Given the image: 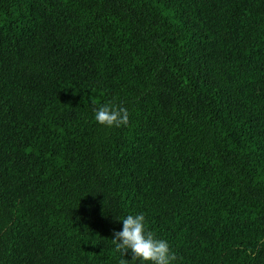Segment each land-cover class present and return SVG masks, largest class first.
I'll return each mask as SVG.
<instances>
[{"label":"trees","instance_id":"16d2710c","mask_svg":"<svg viewBox=\"0 0 264 264\" xmlns=\"http://www.w3.org/2000/svg\"><path fill=\"white\" fill-rule=\"evenodd\" d=\"M138 214L173 264H264V0H0V264H142Z\"/></svg>","mask_w":264,"mask_h":264},{"label":"clouds","instance_id":"9594fccd","mask_svg":"<svg viewBox=\"0 0 264 264\" xmlns=\"http://www.w3.org/2000/svg\"><path fill=\"white\" fill-rule=\"evenodd\" d=\"M95 120L105 127H120L129 123L127 108H117L105 104L96 110ZM121 231L114 232L112 243L115 250L124 257L131 252L132 261L139 260L142 264H173L177 260L167 241L157 239L151 231L145 229V217L142 214L128 215L122 220ZM120 264H129L122 259Z\"/></svg>","mask_w":264,"mask_h":264}]
</instances>
